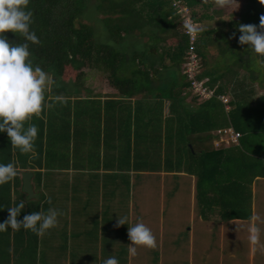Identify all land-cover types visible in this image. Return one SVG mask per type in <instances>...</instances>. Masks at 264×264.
<instances>
[{"label":"trees","instance_id":"trees-1","mask_svg":"<svg viewBox=\"0 0 264 264\" xmlns=\"http://www.w3.org/2000/svg\"><path fill=\"white\" fill-rule=\"evenodd\" d=\"M175 1L30 0L28 7L34 20L31 29L42 42L30 44L33 63L51 74L56 84L46 93L52 106L41 118L31 121L39 129L35 158L12 148L7 133L0 132V164L14 163L18 175L28 172L31 192L38 193L30 199L15 182L18 177L0 186V223L9 216L7 208L21 200L26 206L17 217L20 221L32 212L47 213L49 208L64 213V181L71 186V206L79 203L81 210H86L90 200L73 185L83 186L87 178L111 173V177L102 175V179L107 178L108 186L118 194L122 185L123 193L129 173L156 171L147 168L148 163L144 165L151 154L164 162V173L195 179L198 205L204 210L206 207L207 213L222 207V218L218 216L222 221L248 219L249 185L256 178H264V94L254 96L253 92V84L264 86V56L248 45H240L238 26H259L264 4L246 0L230 20L222 21L205 13V7L214 5L211 2ZM182 7L187 9L186 14ZM211 13L217 15L220 10ZM186 18L195 25L193 42L185 34ZM208 21L213 25H207ZM5 35L9 41L24 42L11 32ZM170 39L175 42L166 44ZM208 47L217 50L211 60L206 53ZM189 55L196 58V79H206L205 85L212 90L207 98L198 96L195 101L199 104L192 108L183 104L185 96L192 94L181 67ZM85 71L101 73L109 91L104 95L90 92L84 86ZM219 81L231 87V99L226 104L217 98L224 94ZM56 97L66 98L67 103L56 101ZM165 102L168 112L163 116ZM228 124L239 134L238 145L230 144L225 150L204 146L215 137L214 130ZM256 156L260 159L257 163L253 160ZM57 174L67 178L57 180ZM52 178L58 185L48 190ZM17 191L20 196H14ZM50 191L54 196L48 203ZM227 197L235 201L231 212L223 203ZM63 216L58 217L59 226L43 236L23 228L0 232V264L53 262L59 259L61 250L71 249L79 254L94 251V263L99 258L115 257L127 264L129 248L125 243L112 252L87 247L91 229L80 234L73 229V223L77 226L80 220ZM138 247L132 257H145L144 262L157 264L156 256L149 257L157 250L144 247L141 251Z\"/></svg>","mask_w":264,"mask_h":264},{"label":"clouds","instance_id":"clouds-1","mask_svg":"<svg viewBox=\"0 0 264 264\" xmlns=\"http://www.w3.org/2000/svg\"><path fill=\"white\" fill-rule=\"evenodd\" d=\"M204 2H211L222 9L239 7L238 0H204ZM260 3L264 4V0H260ZM29 4L30 0H0V132L7 133L12 148L18 149L21 154L31 153L32 158H35L37 155L35 141L39 129L31 121L33 117L41 118L44 110L52 106L46 99V93L56 81L51 74L33 63L30 44L41 45L42 42L31 29L34 20ZM187 27L189 31H194L191 25ZM238 30L241 33L240 45H248L254 53L264 56V15L260 16L259 26L241 24ZM7 32L22 37L24 42L9 41L5 35ZM55 99L67 103L66 98ZM17 175L18 170L14 163L0 164V186L14 181ZM19 179L21 181V177ZM48 203H51L50 198ZM25 206V201L21 200L18 204L7 208L9 216L0 223V232H5L9 228L13 231L23 228L37 236H43L50 229L59 226L58 217L63 213L55 208H49L47 213L32 212L25 215L22 221L18 220L17 217ZM125 224L127 218L118 216L115 226L120 227ZM259 231L256 227L250 229L249 239L254 245L258 243ZM128 237L132 242L128 249L132 256L137 254L138 246L153 250L158 247L156 236L143 222L128 225ZM104 264H119V261L115 257H109Z\"/></svg>","mask_w":264,"mask_h":264},{"label":"rangeland","instance_id":"rangeland-1","mask_svg":"<svg viewBox=\"0 0 264 264\" xmlns=\"http://www.w3.org/2000/svg\"><path fill=\"white\" fill-rule=\"evenodd\" d=\"M175 1V0H170V2ZM246 2V0H238L239 3V7L237 6H233L232 8H218L215 5L212 6V8L210 7H205V13L208 16H211V19L213 20H222V21H228L230 20L233 16L231 14L233 13H237L240 10V7ZM177 2L175 1V4ZM182 10L184 9L183 7L181 8ZM194 10H199V7L193 8ZM213 9H219L220 13L217 15H212L211 10ZM184 12V11H183ZM185 12H187V9L185 8ZM187 19V18H186ZM185 21V20H184ZM213 25V21H210ZM210 22H206L207 25H211ZM216 22V21H215ZM215 25V24H214ZM195 25L193 26L194 29ZM189 40V39H188ZM190 41V40H189ZM175 40L174 39H170L166 42V44H172L174 43ZM190 42H193L190 41ZM206 53H207V57L211 60L214 57L217 56V50L215 48H211L208 47L206 49ZM195 56L194 55H189L190 60H194L196 62V58L193 59ZM193 61L188 62L185 65H182V70L185 71L186 67V71H191L190 70V65H192ZM197 68V67H196ZM198 72V69H197ZM85 76H87L84 80V86L87 87L90 92H94L95 94H100V95H104L106 94L109 90L107 89L106 86V82L104 77L102 76L101 73L99 72H95V71H91V72H87L85 71ZM74 76H72L71 78H73ZM65 78H70L69 75H66ZM217 84H222L223 88H224V94L217 96V98L221 99L222 104H226L230 99H231V91H230V86L229 85H225L222 82L220 83V81ZM191 87H192V83H191ZM211 90V89H209ZM82 91V90H81ZM253 92H254V96H258L260 94L264 93V86L258 85V84H253ZM84 95V94H82ZM202 96V95H200ZM196 101L190 96V95H186L183 101V104H186L188 106H195ZM190 104V105H189ZM212 134L215 136V138H213L212 143H211V147L214 148H224L222 146L225 145H230V144H226L224 142H220L218 140L217 135H215V130L212 132ZM213 144V145H212ZM148 163V167L147 168H151L150 169H154L157 168L158 166H161L162 162L159 161L157 159V157L155 155H149V158L146 160L145 164L146 165ZM133 179L135 180V182L131 185V186H126V189L124 190V192L122 193V195L120 197L119 194L115 191H113L110 187H103V190H107L111 193L112 196L116 197V202H114L113 200H111V203L108 205V201L106 197H103L102 202H105V204L108 206V209L112 210V211H116L115 214H117V219L118 216L120 217L121 215H123V218L128 216V207L129 205L132 204V201L135 205H139V209L141 210L142 214H149V213H154V215H156L159 211V205L161 204L162 201H164L166 203V205L169 206V204L172 202L173 205V201L178 202L181 209L180 212L179 211H174L172 214L174 217L176 216H182V211L183 208L184 210L187 212V216L188 218H184V222H182V219L180 220L181 226L179 228L178 224L174 225V222H171L172 217H169L168 219H165L164 217L161 218L162 223H163V228L164 231H162V235H160L161 238H163L164 243L167 246H164L165 250H167V252L163 249V251L160 252L162 253V259L161 262L162 264H173V261L175 262L177 260L178 252L177 251H173V249L176 250H180L181 254H180V258H179V264H204V262H207V257L210 256L212 254V249L209 248V237L206 239L203 232H201V235L203 236V239L205 241V247L202 249L199 244L197 246L194 245V243L192 244V248L193 249V254H194V258L190 259L187 255V251L188 249H186L190 244H191V238L189 240V235L187 233V229L190 227V225L193 223H195V221H190L189 216L192 214V209L190 208V206L188 205V203H186L185 205V198H187L190 195V190L188 188V184L192 183L194 179L192 177L186 176V175H182L183 177L180 179V181H177L175 179V181L173 180L174 178H172V176H176V175H168L170 178H165L166 181H168V183H162L161 182V175L158 173H153V174H135L133 175ZM17 180L15 181L18 185H21L19 178L21 177V175H17ZM55 178L57 180L60 179H66L67 176H65L64 174H57L55 175ZM53 181H50V184H48L49 188L48 190L51 189H55L57 187L58 184H56L55 179L52 178ZM93 180L90 178H87V181H84V185L82 186V184L77 185V187H75L76 185H73L72 188H76V190H81L84 191V193H82L81 195L85 198H87L88 200H90L91 206L88 207V211L91 214L92 212L95 211V207L98 204V202L100 201V197L98 195V190L100 189L99 182L102 184L103 180L100 179L99 177L97 179H94V183H89V181ZM75 181H79V180H75ZM108 181V180H107ZM165 181V182H166ZM170 181V182H169ZM67 181L63 182V188L61 190L62 195L66 198L65 203H64V207L67 210H70L71 208H78L80 206L79 203H77V205L71 206L70 201H69V196H70V183H66ZM83 183V182H82ZM85 185H88V187H85ZM188 185V186H187ZM80 186V187H79ZM83 187V188H82ZM262 186L259 185L258 186V190L261 188ZM87 191V193H86ZM34 194L33 195H38L37 191L33 190L32 191ZM36 192V193H35ZM96 192V193H94ZM14 196H20L19 191H17V193ZM48 196L50 199L53 198L54 194L53 192H48ZM177 196V198H176ZM174 197L176 199H174ZM142 198L143 201L138 202V200ZM33 199V198H30ZM171 199V200H170ZM194 217L196 219H198L197 213L199 214V205L198 203H196V199L194 196ZM173 200V201H172ZM170 201V202H169ZM81 202V199H80ZM159 202V203H158ZM176 206V207H177ZM101 210L105 211L106 209L102 206ZM201 211H207L206 207L205 210L202 206V210ZM259 211L256 208V212ZM104 213V217L102 218V221L100 222L99 219L95 222L96 225V232L98 231L100 226H105L106 224V218ZM116 219V220H117ZM115 219H111L108 221L109 223V229L107 230V227H104L105 233L108 232L109 234H115L117 228L115 225L117 224V221ZM138 221H135V219L132 221V224H136ZM87 223L90 224L89 219L87 220ZM127 224L120 226V231H123L124 233H120L121 234V238L122 240H118L117 244L115 245L117 248L120 247V244H124L125 242H127L128 246H126V248L128 249L129 246L131 245V241L129 240V237L127 235L128 233V229L125 230ZM129 225V224H128ZM160 227H162V224L160 225ZM124 229V230H123ZM87 230H90V226L87 228ZM127 231V233H126ZM152 231V230H151ZM194 232V236H196V238L198 237V235L195 234V229L193 228L192 230ZM153 232V231H152ZM118 234V233H117ZM156 238H157V242L158 237L155 233H153ZM104 235V234H102ZM191 237V236H190ZM168 240H169V249H168ZM120 241V242H119ZM174 241L175 245L172 246V242ZM211 241V240H210ZM244 245L242 244V247L239 249L240 250V257H239V262L240 264H246V261L248 260V257H246L248 255V243L243 242ZM159 244V242H158ZM238 244V242H237ZM85 245H87V247L91 246H95V244L93 242H90L89 240L86 241ZM67 247V246H66ZM255 247V246H254ZM65 248V247H64ZM143 249L144 247L139 246V249ZM141 249V250H142ZM228 249V247L226 248ZM144 250H148V248H144ZM153 250V249H151ZM154 250H157L154 249ZM83 251V250H82ZM112 252V251H110ZM205 253V254H204ZM234 254V258L237 257L238 255V246L235 249V251L233 252ZM252 252H250L249 254L251 255ZM95 252L94 251H90L89 250H85L83 251V253L79 254V252L75 249V250H61L59 252V259H53V262L50 261H44L42 260V262L40 261L38 264H104V261L106 260L105 258H99V260L97 262L94 263V255ZM227 252H224L223 255H226ZM46 255V254H44ZM93 255V256H92ZM98 255V254H97ZM99 256V255H98ZM127 257V255H126ZM150 257V255H149ZM149 257H146L147 259H149ZM227 257H229L227 255ZM124 258V255H123ZM131 255L128 254V263H131ZM198 258V259H197ZM230 258V257H229ZM137 261L135 262V264H143L145 257L142 258H135ZM124 260V259H122ZM127 260V258H126ZM143 260V261H142ZM44 261V262H43ZM119 261V259H118ZM201 261V263H200ZM119 264H125L123 261H119ZM178 264V263H176Z\"/></svg>","mask_w":264,"mask_h":264},{"label":"crops","instance_id":"crops-1","mask_svg":"<svg viewBox=\"0 0 264 264\" xmlns=\"http://www.w3.org/2000/svg\"><path fill=\"white\" fill-rule=\"evenodd\" d=\"M198 75V72H197ZM196 75V77H197ZM198 81L203 82L204 86L208 89V87L205 85V80L206 79H197ZM192 94L190 95L194 100L199 99L197 98V94L194 92L193 89H191ZM209 90V89H208ZM264 94V93H263ZM201 101V100H200ZM196 104H199L195 103ZM186 105V104H185ZM190 105V104H189ZM192 108V106H188ZM168 112V103L165 102L163 107H162V114L163 116ZM222 128H232L230 124L222 127ZM219 128V129H222ZM232 130L234 131V129L232 128ZM215 138V137H213ZM213 138L209 139L208 141H206L204 143V146L208 147L211 146V143L213 140ZM218 140L220 142H224L226 144H235L238 145V139L236 142H231L229 137H218ZM213 145V144H212ZM229 146V145H228ZM227 145L222 146L224 148H215V149H219V150H225L226 148H228ZM161 148V145H160ZM210 148V147H209ZM212 149H214V147H211ZM255 157V155H254ZM260 160L258 159V156H256V158H253V160ZM256 160V163H257ZM164 161V159L162 160ZM256 163L253 164L251 170L254 172L255 167H256ZM161 166H158L155 170V172H141L139 174H153V173H158L161 175V182L162 183H168V181L165 180V178H170L168 175H173V174H169V173H164V162L161 163ZM138 174V173H129L127 179V183L126 186H131L135 180L133 179V175ZM102 175H106L108 177H111L112 174L111 173H100L99 178L102 179ZM176 176H172V178H174L173 180L175 181V179L177 181H180V179L183 177L182 174H174ZM97 179L93 177V180ZM194 179V178H193ZM93 180H91L93 182ZM103 183L101 184L99 182L100 189L98 190V195L100 197V201L98 202V204L96 205V209L94 212H92L91 214L89 213L88 209L86 208V210H81V207L76 208L74 211L72 209L67 210L65 207V212L63 213L64 216L62 217L63 219H67L70 220L71 218L73 220H80L78 225H74L73 223V229L80 230V234H82L81 232H83V230H87V228L90 226L91 229V233L93 234L90 238L89 241L93 242L95 244L94 247H96V249L98 251L101 250H108V251H114L115 249H117V247L115 246L118 242V240H122L121 238V234L120 233H124L123 231H120V229L122 228H117V230L115 231L116 233L114 234H109L108 232L105 233L104 227H107V230L109 229V223L108 221L111 219H117V214H115V210L112 211L110 209H108V206L105 204V202H102L103 197L107 198V203L108 205L111 203V200H113L114 202H116V197L112 196L111 193L107 190H103V187H109L107 182V178L102 179ZM90 181V182H91ZM109 181V180H108ZM166 181V182H165ZM170 182V181H169ZM189 185V186H188ZM188 188L190 190V195L185 198V205L186 203H188V205L190 206V208L192 209V214L189 216L190 221H195V223L192 222V224L190 225V227L187 229V233L189 235V240L191 238V244L186 248L188 249L187 251V255L190 259H193L195 256L193 254V249L192 248V244L194 243L195 246H197L199 243V246L202 248L205 247V241L203 239V236L201 235V232L204 233L205 238L209 237V248L212 249V254L210 256L207 257V262H204V264H240L239 262V257H240V248L242 247V244L244 245L243 242L248 243V255L246 257H248V260L246 261V264H264V178H256L254 179L251 184L249 185V192L251 194L250 196V211H249V217L246 220H238V219H234L231 221H222V215L220 213V211H222V207H220L221 210H218L216 208H212V210L210 211L211 213H207L209 212L208 210L205 211H201L202 210V206L199 207V214L197 213L198 219L194 220L195 217L193 215L194 213V196L196 199V203L197 202V194L195 191V179L193 181V184L190 183L188 184ZM261 185L262 187L258 190V186ZM125 186V187H126ZM243 187V186H242ZM126 188H124L125 190ZM13 190V188H12ZM120 194L118 197H120L122 195V185H120ZM124 192V191H123ZM177 198V196H176ZM174 197V199H176ZM79 199V197L77 198ZM171 200V199H170ZM143 201L142 198H140L138 200V202ZM173 201V200H172ZM232 201V202H230ZM170 202V201H169ZM230 202V203H228ZM159 203V202H158ZM223 203L226 204L225 210L229 211L230 208H233L235 205V201L231 200L230 198H226ZM222 203V204H223ZM199 204V203H198ZM75 205H77V203H75ZM179 205L178 202L173 201V205L172 202L168 205H166V203L164 201L161 202V204L159 205V211L156 215H154V213H149V214H142L141 210L138 208L139 205H135L132 201V204L129 205L128 207V216L124 217L127 218V224L129 225H133L132 221L135 219V221L138 222H143L148 228H150L153 233H155L158 237V247H157V253H154L152 251V254H150V258L152 259L155 258L156 256V262L157 264H162L161 259H162V251L163 249L165 250L164 246H167L164 241L163 238L160 237V235H162V231H164L163 228V223L161 218H165L168 219L169 217H172L171 222H174V225L178 224L179 228L181 226V223L184 222V218H188L187 216V212L184 210L182 211V216H173V212L174 211H179L181 207L177 206ZM91 206V204H90ZM102 206L106 209L105 211L101 210ZM177 206V207H176ZM256 208L259 210L256 212ZM214 215H213V212ZM202 212V213H201ZM231 212V211H229ZM238 212V211H237ZM104 213L106 218V224L105 226H100L98 231L96 232V225L95 222L99 219V221H102V218L104 217ZM231 214V213H228ZM227 214V215H228ZM221 216L218 217V216ZM121 218H123V215L120 216ZM205 218V219H204ZM89 219L90 224L87 223V220ZM182 219V222H180V220ZM117 221V220H116ZM162 224V227H160V225ZM256 227L259 228V239H258V243L257 244H252L249 237H250V229ZM193 228L195 229V234L198 235V237L196 238V236H194V232L192 231ZM128 229V225H126L125 230ZM124 230V229H123ZM51 230L48 231V233ZM118 233V234H117ZM127 233V231H126ZM104 234V235H102ZM48 235V234H47ZM51 234H49L48 236H50ZM79 234H76V236ZM128 235V233H127ZM84 236V235H83ZM191 236V237H190ZM206 238V239H207ZM52 244H54L53 239L49 238L48 239ZM77 241L82 242V240L85 239H78L76 238ZM75 240V241H76ZM120 242V241H119ZM238 242V244H237ZM82 244V243H81ZM77 245V244H76ZM175 245L174 241L172 242V246ZM125 246H128L127 242H125ZM238 246V255L236 258H234V251ZM255 246V247H254ZM169 240H168V249H169ZM228 247V249H226ZM202 248V249H203ZM142 249V248H141ZM140 249V250H141ZM95 250V249H94ZM139 250V247H138ZM161 250V252H160ZM173 251H177L178 252V257L177 260L174 262L173 264L178 263L179 264V258H180V254L181 251L173 249ZM142 251V250H141ZM167 252V250H165ZM224 252H227L226 255H223ZM250 252L251 255L249 254ZM205 254V253H204ZM227 255L230 257H227ZM108 259V257H107ZM198 259V258H197ZM137 260L134 258L133 261L131 262V264H135ZM126 263H128V254H127V261ZM201 263V261H200ZM143 264H152L147 263V262H143Z\"/></svg>","mask_w":264,"mask_h":264},{"label":"built area","instance_id":"built-area-1","mask_svg":"<svg viewBox=\"0 0 264 264\" xmlns=\"http://www.w3.org/2000/svg\"><path fill=\"white\" fill-rule=\"evenodd\" d=\"M182 12L184 14L187 13V12H185V9H183ZM187 25H191L192 28L194 26L188 18L184 22L185 34L188 36V39L190 41H192L193 38L195 37V29H194V31H189V28L187 27ZM193 59H195V57ZM190 61H193L192 62V65H190V70L191 71H186L187 67H186L185 71L182 70L183 71L182 73L190 81V84H189L190 88L194 90V92L197 94V96L202 95L201 97H204V98H207V97L211 96L212 95V90H208L204 86L203 82L198 81L196 79V75H197V68H196L197 67V63L194 60H192V59L190 60V58H189L188 59V62H190ZM191 83H192V87H191ZM218 100L222 101L219 98H218ZM215 135H217V137H224V136L229 137L230 140H231V142H236L237 139L239 138V134L236 133L235 131H233L232 128L216 129L215 130Z\"/></svg>","mask_w":264,"mask_h":264},{"label":"water","instance_id":"water-1","mask_svg":"<svg viewBox=\"0 0 264 264\" xmlns=\"http://www.w3.org/2000/svg\"><path fill=\"white\" fill-rule=\"evenodd\" d=\"M29 178H30L29 173L25 172L21 174V190L22 192L26 193L29 198L37 197L33 195L31 192L30 185H29Z\"/></svg>","mask_w":264,"mask_h":264}]
</instances>
